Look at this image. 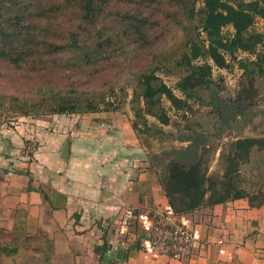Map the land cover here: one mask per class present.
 Instances as JSON below:
<instances>
[{
	"label": "trees",
	"instance_id": "trees-1",
	"mask_svg": "<svg viewBox=\"0 0 264 264\" xmlns=\"http://www.w3.org/2000/svg\"><path fill=\"white\" fill-rule=\"evenodd\" d=\"M146 9L165 23H152ZM46 12L48 33L42 26ZM257 18L264 19V0H0V60L32 72L58 69L96 76L117 67L121 84L132 92V130L154 140H163L165 133L149 117L160 126L171 124L163 100L175 111L188 108L189 100L211 107L202 120L186 125V147L148 153L149 167L174 214L239 199L260 207L264 139L242 135L256 118L264 125V36L251 31ZM228 27L233 31L226 36ZM134 50L150 58L146 67H131ZM238 52L254 55V60L238 61L251 93H238L228 105L219 101L212 73L228 68L227 57L235 60ZM158 72L177 78L175 88L184 99ZM112 90L83 91L55 82L33 87L34 97L0 94V112L23 117L111 112L118 108L110 101Z\"/></svg>",
	"mask_w": 264,
	"mask_h": 264
},
{
	"label": "crops",
	"instance_id": "crops-1",
	"mask_svg": "<svg viewBox=\"0 0 264 264\" xmlns=\"http://www.w3.org/2000/svg\"><path fill=\"white\" fill-rule=\"evenodd\" d=\"M91 120L89 132L48 136L33 162L17 163L28 174H0V231L15 243L0 249V264H264V198L260 207L239 199L174 214L132 126ZM155 213L192 231L187 261L148 250Z\"/></svg>",
	"mask_w": 264,
	"mask_h": 264
},
{
	"label": "rangeland",
	"instance_id": "rangeland-1",
	"mask_svg": "<svg viewBox=\"0 0 264 264\" xmlns=\"http://www.w3.org/2000/svg\"><path fill=\"white\" fill-rule=\"evenodd\" d=\"M200 6V3L197 7ZM48 11V8L47 10ZM145 13L151 14V20L153 22L165 23L160 16H153V9H146ZM35 14V12H34ZM45 23L42 25L46 27V33H48V12H46ZM36 23L38 22L37 16H34ZM63 20V18H62ZM60 21V23L62 22ZM67 20V19H66ZM59 21V20H58ZM51 23V22H50ZM38 24V23H37ZM157 30L159 27L156 28ZM232 28H224L223 34L230 35L232 33ZM251 31L263 34L264 36V19L257 18L254 25L251 28ZM154 35V33H152ZM157 37V34H155ZM153 39V38H151ZM37 43H41V38L37 39ZM262 47H258L257 52L261 51ZM32 57H39L38 55ZM48 58V57H45ZM149 57L146 53H140L138 50H134L133 57L130 60V65L133 69H142L147 66L149 62ZM254 60V55L248 54L246 52H238L235 54V60H231L230 57H227L228 63L230 66L226 69H213L212 77L213 80L217 82L219 86L218 97L219 101H222L224 104H233L237 98L238 93H243L248 96L251 93L249 84L247 83V78L243 75V71L239 68V60ZM44 62L43 60L39 63ZM38 63V64H39ZM29 67H23L17 69L13 67L6 60H0V94L3 95H15L22 98L34 97L33 87H40V85L63 82L67 86H72L78 90H109L113 88L110 93V101L114 103V106H118L116 111L111 112H100V113H90L83 115H53V116H39V115H30L27 117L23 116H13L9 113L0 112V164L5 168L1 171L0 174L5 175V171L8 173L20 172L22 174L27 173L28 169L18 168V162L20 161H29L33 162L37 154H40L39 148L47 144L48 136L52 134H58L62 138L69 135L71 129H77V132L86 133L89 132V129L86 128L87 125H91V119L96 121H101L104 124L114 123V127L123 128L125 124H130L132 126V121L134 120L133 112L131 111V106L129 101L131 99V89L127 85H122L120 77L116 75V69H108L103 72V74L96 76L91 72L86 74L79 73L77 71H59L58 69H43L37 72H32L29 70ZM51 72H54L51 74ZM165 84L170 87L174 94L184 99L182 94L175 88L177 78L165 74L163 72H158L157 74ZM121 89H124L122 91ZM126 94V98L120 103L122 95ZM124 96V95H123ZM264 99V98H263ZM264 102V100H263ZM189 107L181 110L175 111L170 102L163 100V106L167 110V114L171 119V124L168 126H160L154 118L149 117L148 121L150 124H154L162 128L165 133L163 140H154L152 138H146L141 135L136 137L139 139L138 144L140 147L147 153L160 152L162 150H168L170 148H184L187 143L185 142V137L189 136L188 128L186 125L189 122H195L199 119L202 120L209 111L211 107H202L199 103L189 100ZM264 106V105H263ZM1 111V110H0ZM97 117V118H93ZM208 118V117H207ZM79 119V120H78ZM105 126V125H104ZM104 126L95 129V132L99 130L104 131ZM84 127V128H83ZM105 130H110L105 126ZM226 134V133H225ZM245 137L250 138H262L264 139V125L260 118H256L243 132L242 134ZM85 140V139H84ZM14 145V146H13ZM62 147V144H61ZM30 155L27 158L26 154ZM12 153V156L6 158ZM26 156V157H25ZM145 158V163L150 165V159ZM218 157V152L216 153L215 160L211 164V170H214L216 167V160ZM23 158V159H22ZM39 165L42 163L36 161ZM143 162V163H144ZM3 172V173H2ZM17 243H20L18 241ZM15 243L12 239L6 236L5 232H0V249L8 248L12 249Z\"/></svg>",
	"mask_w": 264,
	"mask_h": 264
},
{
	"label": "built area",
	"instance_id": "built-area-1",
	"mask_svg": "<svg viewBox=\"0 0 264 264\" xmlns=\"http://www.w3.org/2000/svg\"><path fill=\"white\" fill-rule=\"evenodd\" d=\"M29 155L26 154L27 158ZM195 245L192 231L175 223L169 213H155L152 216L147 242L151 253L185 262L193 254Z\"/></svg>",
	"mask_w": 264,
	"mask_h": 264
},
{
	"label": "water",
	"instance_id": "water-1",
	"mask_svg": "<svg viewBox=\"0 0 264 264\" xmlns=\"http://www.w3.org/2000/svg\"><path fill=\"white\" fill-rule=\"evenodd\" d=\"M68 154H69V142L68 140H66L64 142L63 148H62V152H61V157L64 161H67L68 159Z\"/></svg>",
	"mask_w": 264,
	"mask_h": 264
}]
</instances>
